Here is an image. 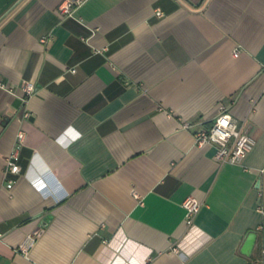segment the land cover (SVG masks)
I'll return each instance as SVG.
<instances>
[{"label":"crops","instance_id":"obj_1","mask_svg":"<svg viewBox=\"0 0 264 264\" xmlns=\"http://www.w3.org/2000/svg\"><path fill=\"white\" fill-rule=\"evenodd\" d=\"M64 1L0 0V264H264V0ZM224 108L242 163L195 141Z\"/></svg>","mask_w":264,"mask_h":264},{"label":"built area","instance_id":"obj_2","mask_svg":"<svg viewBox=\"0 0 264 264\" xmlns=\"http://www.w3.org/2000/svg\"><path fill=\"white\" fill-rule=\"evenodd\" d=\"M82 3L81 0H66L60 6V11L65 15H72L75 9ZM158 15H163V11L158 9ZM47 39L44 38V41ZM240 51L237 50L236 55H239ZM0 88L13 92L14 88L7 82L0 79ZM25 92L23 101L27 106L26 117L31 116V111L28 109L31 97L36 93L37 86L34 82L29 81L23 85ZM189 128L190 124H186ZM26 139V132L20 130L17 137V143L15 148L11 151L6 159L5 174L8 178V187L12 188L16 183V179L11 175H17L21 173L22 167L20 164L21 148ZM195 141L198 146H216L217 151L215 157L221 163H242L248 154L254 149L256 145V139L251 134L245 132L240 123L235 117L228 112L225 108L216 118L210 128L200 129L195 133ZM184 206L187 210V222L193 224L194 219L202 207V202L194 196H189L184 201ZM260 211L264 215V205L260 207ZM261 226L260 228H262ZM3 238V233L0 231V239ZM36 237L34 235H28L20 246L21 251L28 253L31 247L34 245ZM262 261L264 262V256Z\"/></svg>","mask_w":264,"mask_h":264}]
</instances>
